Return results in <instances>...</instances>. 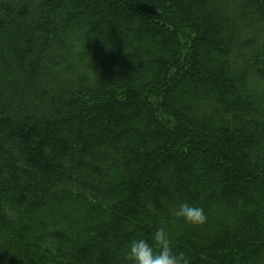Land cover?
<instances>
[{
    "label": "trees",
    "instance_id": "obj_1",
    "mask_svg": "<svg viewBox=\"0 0 264 264\" xmlns=\"http://www.w3.org/2000/svg\"><path fill=\"white\" fill-rule=\"evenodd\" d=\"M161 224L264 264V0H0V264H128Z\"/></svg>",
    "mask_w": 264,
    "mask_h": 264
},
{
    "label": "clouds",
    "instance_id": "obj_2",
    "mask_svg": "<svg viewBox=\"0 0 264 264\" xmlns=\"http://www.w3.org/2000/svg\"><path fill=\"white\" fill-rule=\"evenodd\" d=\"M174 215L189 227L204 225L208 217L205 209L195 203L182 202L173 209ZM128 264H188L183 254L174 251L171 234L161 224L146 239L138 236L132 239L125 251Z\"/></svg>",
    "mask_w": 264,
    "mask_h": 264
}]
</instances>
